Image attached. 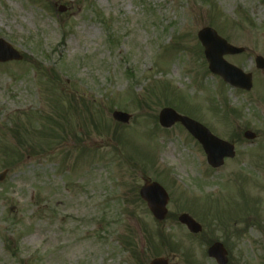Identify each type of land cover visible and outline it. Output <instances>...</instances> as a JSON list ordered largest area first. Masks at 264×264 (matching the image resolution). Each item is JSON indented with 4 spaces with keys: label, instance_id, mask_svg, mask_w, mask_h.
<instances>
[{
    "label": "rangeland",
    "instance_id": "obj_1",
    "mask_svg": "<svg viewBox=\"0 0 264 264\" xmlns=\"http://www.w3.org/2000/svg\"><path fill=\"white\" fill-rule=\"evenodd\" d=\"M203 28L246 50L225 61L249 93L209 73ZM0 39L24 58L0 65V264H215L180 214L229 264H264V0H0ZM165 107L235 158L212 170L182 127L157 125ZM146 179L170 198L162 224Z\"/></svg>",
    "mask_w": 264,
    "mask_h": 264
},
{
    "label": "water",
    "instance_id": "obj_2",
    "mask_svg": "<svg viewBox=\"0 0 264 264\" xmlns=\"http://www.w3.org/2000/svg\"><path fill=\"white\" fill-rule=\"evenodd\" d=\"M59 11L63 13L65 9L61 8ZM198 40L204 48V56L208 63V69L213 75L219 76L232 88L244 91L251 89V76L243 74L240 70L227 64L223 59L225 56L242 54L244 49L234 48L228 45L209 28H205L198 33ZM21 60L22 56L9 44L0 39V64L19 62ZM255 63L258 70H264V60L260 56L256 58ZM112 118L114 121L124 125L129 121V116L119 112L113 113ZM158 121L159 125L164 129H169L176 123L181 124L188 134L202 146L206 155L207 164L213 169L220 168L223 165L224 159H232L234 157L233 146L218 140L204 127L190 119L178 116L172 110H162L159 114ZM244 138L253 141L255 136L250 132H246ZM4 176L5 173L0 174V182L4 179ZM139 194L141 200L146 203L153 218L158 222H163L167 216L166 207L168 204V196L166 192L158 184L146 181ZM178 222L185 226L193 235L201 232L200 226L185 214L179 216ZM207 250L208 256L214 259L217 264L227 263L226 252L222 245L214 244ZM150 264H168V261L160 258L153 260Z\"/></svg>",
    "mask_w": 264,
    "mask_h": 264
}]
</instances>
